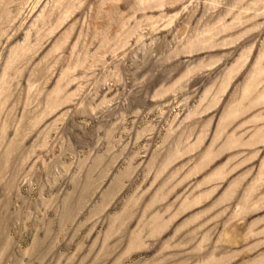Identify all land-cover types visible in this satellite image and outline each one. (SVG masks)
Masks as SVG:
<instances>
[{"label": "rangeland", "instance_id": "1", "mask_svg": "<svg viewBox=\"0 0 264 264\" xmlns=\"http://www.w3.org/2000/svg\"><path fill=\"white\" fill-rule=\"evenodd\" d=\"M0 264H264V0H0Z\"/></svg>", "mask_w": 264, "mask_h": 264}]
</instances>
